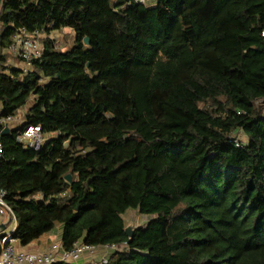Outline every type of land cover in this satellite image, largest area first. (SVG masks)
Wrapping results in <instances>:
<instances>
[{
	"label": "trees",
	"instance_id": "1",
	"mask_svg": "<svg viewBox=\"0 0 264 264\" xmlns=\"http://www.w3.org/2000/svg\"><path fill=\"white\" fill-rule=\"evenodd\" d=\"M21 28L46 35L27 73L4 65ZM32 95L41 148L0 127L23 245L60 222L65 250L126 244L105 264H264V0H3L0 116Z\"/></svg>",
	"mask_w": 264,
	"mask_h": 264
},
{
	"label": "built area",
	"instance_id": "2",
	"mask_svg": "<svg viewBox=\"0 0 264 264\" xmlns=\"http://www.w3.org/2000/svg\"><path fill=\"white\" fill-rule=\"evenodd\" d=\"M141 3H147L149 0H137ZM46 37L45 33L41 30L36 29L30 31L26 28H21L13 36V40L8 47L10 54L17 59H20L24 63V71L27 73L34 60L42 57L44 46L43 40ZM50 38L56 40L58 47V39L53 34L49 35ZM14 120V116L1 117L0 116V127L4 129L6 126L11 125ZM18 130V141L25 148H33L38 150L47 140L46 134L42 130V126L38 125H21ZM4 146L0 141V160L3 157ZM6 191L0 186V215L9 214L14 222L12 228L2 233V251L0 253V264H53L57 261L63 262H77L85 253L94 254L99 247H105L107 250L112 252L122 251L126 244L122 245H105L95 246L86 244L83 241L75 242L71 250H65L63 246L58 244L52 245L47 252H29L20 250L15 247L17 239L14 237V233L18 228V221L16 216L6 201ZM62 251V255H58ZM108 262V255L98 260V264H105Z\"/></svg>",
	"mask_w": 264,
	"mask_h": 264
},
{
	"label": "crops",
	"instance_id": "3",
	"mask_svg": "<svg viewBox=\"0 0 264 264\" xmlns=\"http://www.w3.org/2000/svg\"><path fill=\"white\" fill-rule=\"evenodd\" d=\"M1 5H2V2H1ZM1 5H0V8H1ZM66 30H70L73 33V31L69 28H66ZM73 35H74V33H73ZM3 53L7 54V58H8L7 61L4 63L5 66H10V67L14 66V67H20V68L24 67V63L20 59L14 58L10 54L8 48L3 49ZM36 99H37V97L35 95H32L28 99L26 105L23 106L18 111L16 116H14V120L12 121V123L10 125L11 131L15 130L16 128H19L21 125H24V122L26 120L25 119L26 113L35 104ZM1 111H2V104L0 102V115H1ZM2 130L3 129H1V131ZM46 137H47V139H49L50 134H46ZM41 197H42V195H37V198H41ZM133 211H138V210H133ZM139 215H140V217L142 216L143 220L148 218L145 215H142L140 213H139ZM144 217H146V218H144ZM13 222H14V220L9 214L0 215V234L9 231L12 228ZM133 222L134 221H131L130 218H129V220L128 219L126 220L127 225L130 223H133ZM134 226L136 227L137 225L134 223ZM62 236H63V224H61L60 222H57L55 227L50 232L42 235L41 237H39L38 239L32 241L31 243H29L27 245H23L19 240H17L15 243V247L17 249H20V250H25V251L34 252V253L47 252L50 250V248L54 244H58L59 246H63ZM111 253H113V252L110 250H107L105 247H99L98 250L94 254L85 253L82 256V258L78 261V263L79 264L97 263L98 260H100L102 257L107 256V255L109 256V255H111ZM58 255L59 256L62 255V251H60V253Z\"/></svg>",
	"mask_w": 264,
	"mask_h": 264
},
{
	"label": "rangeland",
	"instance_id": "4",
	"mask_svg": "<svg viewBox=\"0 0 264 264\" xmlns=\"http://www.w3.org/2000/svg\"><path fill=\"white\" fill-rule=\"evenodd\" d=\"M54 35L56 36V38L58 39V48L59 49H69L73 46L74 44V35L70 30H57L56 32H54ZM236 137L237 140L239 141H246V136L243 134L242 131H238L236 133ZM126 220L129 218L131 219V221H134L133 223H130L134 226V223L137 225L136 227L134 226V228H137L138 226L141 225H145L146 222L148 221V218H146L145 220H143L142 216L140 217L139 212L138 211H133L130 210L129 212L126 213L125 215ZM139 224V225H138Z\"/></svg>",
	"mask_w": 264,
	"mask_h": 264
},
{
	"label": "water",
	"instance_id": "5",
	"mask_svg": "<svg viewBox=\"0 0 264 264\" xmlns=\"http://www.w3.org/2000/svg\"><path fill=\"white\" fill-rule=\"evenodd\" d=\"M1 2H2V0H0V5H1ZM85 43H86V44H89V43H90V40H89L88 37L85 38ZM10 132H11V129H10L9 126H6V127L1 131L2 134H9ZM69 144H70L69 141L66 142V147H68ZM67 180H68V181H71V180H72V175H71V174H68V175H67ZM125 231H126V233H127V235H128L129 237H133L134 232H135V228H134V226H133L132 224H128V225L126 226V228H125Z\"/></svg>",
	"mask_w": 264,
	"mask_h": 264
}]
</instances>
